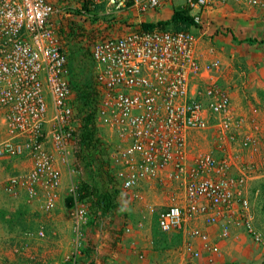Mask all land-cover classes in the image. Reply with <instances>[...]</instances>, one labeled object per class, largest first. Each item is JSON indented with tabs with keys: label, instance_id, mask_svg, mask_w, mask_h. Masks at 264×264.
Instances as JSON below:
<instances>
[{
	"label": "built area",
	"instance_id": "obj_1",
	"mask_svg": "<svg viewBox=\"0 0 264 264\" xmlns=\"http://www.w3.org/2000/svg\"><path fill=\"white\" fill-rule=\"evenodd\" d=\"M173 1L76 0L64 7L67 15L89 22V27L80 24V30L100 89L96 124L116 139L114 143L103 139L109 171L116 186L134 197H138L134 190L145 179L175 181L182 187L180 203L149 207L162 232H179L186 221L202 219L206 224L219 223L220 238L227 237L234 224L262 242L252 225L244 189L248 179L264 177L258 127H245V119L231 107L229 91L217 79L204 85L195 80L221 65L219 59L201 63L195 44L205 31L201 28L203 12L229 3L264 6V0H182L178 6L190 11L195 24L180 30L140 28L145 14ZM55 8L51 0H0V113L7 133L0 142V157L33 159L30 169L8 178L5 190L15 193L23 188L29 198L40 195V206L46 211L55 208L61 187L55 153L67 162L76 129L67 57L53 21ZM210 125L221 139L239 138L241 147L253 155L260 153L259 158L238 163L237 175L230 174L233 159L229 154L217 159L207 151L189 163L188 132ZM76 186L68 187L74 233V246L67 257L70 264H75L80 253L81 228L90 212ZM123 230L129 232L131 224ZM38 235H44L43 229ZM188 236L180 264H199L200 251L192 239L198 238L210 252L219 250L217 244L208 243V233L198 226Z\"/></svg>",
	"mask_w": 264,
	"mask_h": 264
},
{
	"label": "rangeland",
	"instance_id": "obj_2",
	"mask_svg": "<svg viewBox=\"0 0 264 264\" xmlns=\"http://www.w3.org/2000/svg\"><path fill=\"white\" fill-rule=\"evenodd\" d=\"M180 1L182 0H174V7L178 6ZM74 4L71 3V5ZM242 6L249 7L248 9L252 8V6ZM204 14L202 16L201 24L203 26L201 25V28L208 31L205 33L206 35L207 33H210L208 34L210 37L220 35L234 46H241V50L245 49L248 43L243 42L244 38L242 37L247 33L252 34L250 30H237L233 27L236 31V35H234L231 29L229 31L228 27L220 24L217 17H214L211 12ZM143 18L145 21L151 22L167 19L161 12V9L150 11ZM68 20H64L63 22ZM115 33H119V31ZM247 52L249 53L250 51ZM241 57L242 54H239L238 58L242 59ZM250 94L251 92L248 93V101L252 102L251 98L253 96ZM104 132L100 130L103 139L106 138L110 143L116 141L112 134L106 133L105 130ZM193 132L198 134L196 136L197 144L194 145L195 154L213 151L217 159L222 158V154L216 153L217 148L215 149V147L219 146L218 148H220L225 141L220 138L215 126L210 125L207 129ZM6 137L7 133L3 115L0 113V142ZM226 141L232 147L235 146L233 153H228L233 161L236 163L244 161L245 158L243 159L242 151L238 148L239 142L237 140L235 142ZM46 146L49 149L51 144L47 143ZM69 151L67 162H62L61 157L55 153L56 165L59 166L62 174L61 186L63 185L64 188L63 198L59 199L55 208L50 211L41 208L42 197L40 195L29 198L23 188H17L15 193L5 190L7 180L11 175L20 174L31 168L33 163L32 157H0V210H4L7 217H14V220H11V222H7V220L2 222L0 220V264H70L67 257L71 254L74 246V233L70 215L72 199L68 187L71 183L77 185L75 189L78 195V184L82 177H86L83 172L82 163L76 159L72 150V145H69ZM263 179L264 177L248 179L244 186L250 203L251 213L253 210L255 214L254 218L255 222H257L255 226L261 231V234H264ZM152 182L144 186V188L134 190L138 194V197H134L130 191H122L119 188L122 199L120 198V208H117L119 210L116 211L118 212L117 218L113 220L114 227L118 231V228H121V225L127 221L133 226V229L131 232L124 233L122 242H118L115 248L110 245L108 250L106 249L107 241H104L106 238L102 237V233L98 235L95 233L99 226L94 223L97 221L93 219L92 214L87 215L86 222L81 228L83 244L80 248V253L76 256L75 264H133L134 262H131V257L140 261L139 254L143 252L145 253L143 257L145 259L144 264H179L180 251L177 250L179 243L174 240L171 234H166L165 236L158 233H155L156 235L153 234V231L158 230L154 223V215L149 212V207L159 208L174 202L180 203L182 194L178 192L175 197V185L173 181L163 184V182L152 179ZM139 222H142L143 225L138 226ZM95 224L98 226L96 227ZM39 229H43L44 232V235L41 237L38 235ZM9 234H13L14 237L9 236ZM150 236L152 241L149 243L148 238ZM11 237L17 240L13 239L15 241L12 242ZM260 244L263 247L262 255L264 256V241L260 242ZM109 251L110 254H106ZM129 255L131 256L130 258Z\"/></svg>",
	"mask_w": 264,
	"mask_h": 264
},
{
	"label": "crops",
	"instance_id": "obj_3",
	"mask_svg": "<svg viewBox=\"0 0 264 264\" xmlns=\"http://www.w3.org/2000/svg\"><path fill=\"white\" fill-rule=\"evenodd\" d=\"M51 1L56 6V12L53 15V21L54 23H56L58 29L63 26V21L67 19L73 20L75 23H78L79 25L81 24L83 27L85 25L89 27L88 21H85L83 18L78 16H69L64 11V4L70 5L71 3H75L76 0ZM248 8L249 7L246 8L242 5L229 3L223 7L207 12H211L214 17H217L219 23L223 24V26L228 27L229 31L231 29L234 35H236V31L233 27H235L237 30H250L252 34L247 33L242 38L256 37L262 39L264 38V6H259L256 8L252 7L251 9ZM173 9L174 5L172 2L169 5L163 7L161 9V12L163 13V15H165L166 18H169ZM207 12H203V14ZM76 19L79 22L76 21ZM64 28L69 30V28L65 26ZM206 32L208 31L205 30L203 35L198 36L195 44L198 58L200 59L201 63H205L213 59H219L221 65L219 69L212 70L211 72H203L202 75H200L201 79L196 78L195 80L200 81V83L204 85L207 80L214 78L217 79L218 83L226 87L231 96V107L237 115H240L245 119V127H248L249 124H255L258 127V135L261 139L260 151L262 152L264 150V42H256L257 44L253 43L252 45H249L248 43L246 44L245 49L241 50V46H234L230 41L226 40V38H222L220 35H213L212 37H210L208 35L210 33H207L206 35ZM243 42L246 41L243 40ZM83 45H85L84 42ZM247 51L250 52L248 53ZM239 54H242V59L238 58ZM249 92H251L250 95L253 96L251 98L252 102L248 101ZM48 111H50L49 107ZM193 131L197 130H190L186 137L188 156L187 161L189 163H192L194 161V157L197 155L194 151V145L197 144L196 136L198 134ZM222 139L225 142L221 146L222 148H218L219 146L215 147V149L217 148L216 153L222 154V156L228 154L229 152L230 154L231 152L233 153V151L235 150V146L232 147L229 142L227 143L225 136ZM235 140L239 142L238 148L240 149V151H242L243 159L245 158L246 160L252 157L253 159L258 158L260 153H256L254 155L251 154L248 149L241 147L239 138ZM235 140L232 142H235ZM237 165L238 163L233 161V166L230 169V174L237 175L239 173ZM161 181L163 182V184H165L166 182H170L164 179H161ZM151 183H153L151 179H145L140 183V186L138 188H144V186H147ZM173 184L175 185V197L176 193L178 192L179 194H182V187L175 181H173ZM63 188V185L59 188V197L57 202H59V199L63 198ZM121 199H119V202ZM117 210L119 209H116L115 211H112L110 213H106L102 217H98L97 219L102 222H99L98 220L97 222H94L99 225L98 226L95 224L96 227L98 226V229H96L95 233L97 235L102 233V237L106 238L104 239V241H107V250L110 245L114 246L115 248L118 242H122L124 233H128L124 232L123 230L126 224L129 225V222L127 221L123 223V225H121V228H118V231H116V227H114L115 224H113V220L117 218ZM254 217L255 214L252 210V225L255 230L260 233L263 242L264 234L262 233V236L261 231L256 228L255 225H257V222H255ZM0 220H2V222H5L4 218L1 216ZM154 223L157 226L156 222ZM6 225L9 226L8 224ZM193 226H198L202 230L206 231L209 237L208 243L211 242L217 244L219 249L218 252H210L203 247V245L205 244L198 238L192 239L194 246L200 251V256L197 259L199 264H264V256L262 255L263 247L261 246L260 242L255 241L253 237L242 226L231 224L229 227V235L225 238H220L217 235L221 230V226L219 225V223L206 224L202 219L186 221L183 229L179 231L181 234V238L177 250L180 251V262L183 258V245L188 239H190L188 236V232ZM132 227L133 226H131V230L129 232L132 231ZM9 236H13V234H9ZM13 237H11L12 242L15 241L13 239H16ZM151 239L152 238L150 236L148 238L149 243L152 241ZM149 253L151 254V252ZM106 254H110V251ZM144 256L145 253L143 252V257ZM130 257L131 256L129 255V258ZM131 259V262H134L133 264H137L140 261H142L143 263L145 262V259L143 258L139 259L140 261H138V259H133V257H131Z\"/></svg>",
	"mask_w": 264,
	"mask_h": 264
},
{
	"label": "trees",
	"instance_id": "obj_4",
	"mask_svg": "<svg viewBox=\"0 0 264 264\" xmlns=\"http://www.w3.org/2000/svg\"><path fill=\"white\" fill-rule=\"evenodd\" d=\"M69 21V20H68ZM64 22L58 29V36L67 57L68 80L72 93L71 103L75 112L76 129L73 137V151L76 159L82 163L85 177L78 184V195L81 201L89 203V209L96 221L98 217L115 211L119 207L121 191L116 186L107 161V146L97 127L96 108L100 97V89L93 73V61L88 46L83 45V31L73 20ZM195 24L194 18L187 8L174 7L168 19L156 22L144 21L140 28L151 30L156 26L186 29ZM69 28L66 29L64 28ZM249 44L264 42V38L246 37L243 39ZM0 216L7 222L14 217H7L4 210ZM154 222L156 217L154 215ZM156 226V225H155ZM153 231L165 236L171 234L177 243L180 242V232L166 233L158 229ZM156 233V234H155Z\"/></svg>",
	"mask_w": 264,
	"mask_h": 264
},
{
	"label": "clouds",
	"instance_id": "obj_5",
	"mask_svg": "<svg viewBox=\"0 0 264 264\" xmlns=\"http://www.w3.org/2000/svg\"><path fill=\"white\" fill-rule=\"evenodd\" d=\"M66 6H68L67 4H64V7H66ZM56 7V6H55ZM168 19V18H167ZM66 65H67V63H66ZM50 111H48V116H50ZM74 117H75V112H74ZM75 127H76V118H75ZM102 139H103V137H102ZM118 187V186H117ZM119 188V187H118ZM58 201V200H57ZM89 211H90V209H89ZM89 214H91V211L89 212Z\"/></svg>",
	"mask_w": 264,
	"mask_h": 264
}]
</instances>
